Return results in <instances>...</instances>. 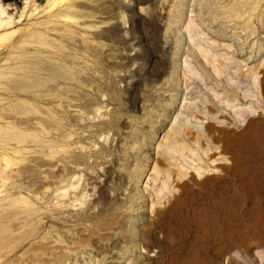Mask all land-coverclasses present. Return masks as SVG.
<instances>
[{
  "label": "rangeland",
  "instance_id": "obj_1",
  "mask_svg": "<svg viewBox=\"0 0 264 264\" xmlns=\"http://www.w3.org/2000/svg\"><path fill=\"white\" fill-rule=\"evenodd\" d=\"M0 264H264V0H0Z\"/></svg>",
  "mask_w": 264,
  "mask_h": 264
}]
</instances>
